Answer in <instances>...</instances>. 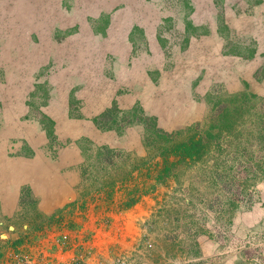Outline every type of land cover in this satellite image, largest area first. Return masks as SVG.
Listing matches in <instances>:
<instances>
[{"label": "rangeland", "instance_id": "374dc122", "mask_svg": "<svg viewBox=\"0 0 264 264\" xmlns=\"http://www.w3.org/2000/svg\"><path fill=\"white\" fill-rule=\"evenodd\" d=\"M0 264H264V0H0Z\"/></svg>", "mask_w": 264, "mask_h": 264}, {"label": "trees", "instance_id": "16d2710c", "mask_svg": "<svg viewBox=\"0 0 264 264\" xmlns=\"http://www.w3.org/2000/svg\"><path fill=\"white\" fill-rule=\"evenodd\" d=\"M140 120L146 122L148 118L145 117L144 119H142L140 117ZM151 125H153V123H151ZM151 129L153 130V132H156L157 134L161 135L159 128L151 127ZM167 136L169 137L170 135H165L163 141L164 144L162 142L159 147L154 146V148L157 149V152L154 155H159L161 159V164H164L165 166H173L176 163L178 165H188L189 163L195 161L199 153H201L199 150L197 139L188 138L186 140H181L179 142L170 144L169 138H167ZM102 149L103 151L98 152L99 154L97 157V161L101 164L102 171L104 173L108 172V170L105 169L107 166H109V169L110 167H112V165H114V160L125 162L126 164H129L131 168L135 167V164L131 165V162H129L132 160L130 156L125 157L124 155L118 153V151L111 150L107 147H103ZM154 163L158 164V160H156ZM131 175L132 174H129V177ZM156 177L158 178L157 175ZM145 190L146 189H139L138 186H134L127 190V199L123 202L124 206H128L134 203L139 198V196L143 192H145Z\"/></svg>", "mask_w": 264, "mask_h": 264}]
</instances>
